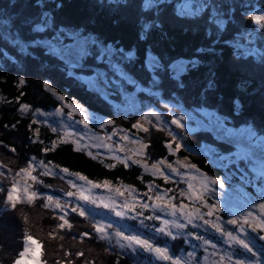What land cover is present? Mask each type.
<instances>
[{"label":"snow or ice","instance_id":"obj_1","mask_svg":"<svg viewBox=\"0 0 264 264\" xmlns=\"http://www.w3.org/2000/svg\"><path fill=\"white\" fill-rule=\"evenodd\" d=\"M185 2L187 6V0ZM57 6L62 7V5ZM154 6H158V0H144L145 9H151ZM221 9L222 5L209 4L208 0H203L198 5L195 2L191 3L189 10L182 9L178 15L181 18H190L199 17L201 13H207L214 17L211 22L219 32L223 33L226 31V26L231 22L232 9L229 8L227 15ZM51 20L52 18L45 14L41 21L36 23L32 28V31L37 35L50 31L51 36L46 42L41 43L33 38L27 47L22 46V44L20 45L21 52L27 53L29 48L33 47H46L49 55L57 57L63 62L65 67L69 69L70 75L86 83L91 90L98 92L105 100H108L114 95L127 98L130 95L128 86L135 87L140 92L153 94V89L161 85L164 75H167L170 80L174 81L177 87L183 88V75L188 71L200 67L202 63L201 55L214 51V48L211 47L207 50L200 48L197 49V54L193 57L178 58L169 62H165L162 57L149 51L144 66L150 74V86L143 88L140 82L129 71L130 66L136 60V53L134 51H125V49L120 48L118 45L107 44L98 38L86 35L83 32H78L72 28L60 29L55 27L54 21L50 26ZM251 20L264 31V23H262L264 22V15H252ZM157 27L159 25L154 21L142 24L140 39L147 40ZM240 58L243 59L244 57L241 56ZM89 61H95L97 64H103L105 67L92 66ZM261 61L264 62V56L261 57ZM78 72H90L91 75L78 74ZM20 83H23V80ZM214 83V79L209 80L208 88L212 89ZM45 87L50 89L51 85L45 82ZM59 100L63 101L64 97L60 96ZM234 104L236 109L239 110L241 107L239 100H236ZM164 106L165 108H172L169 104H165ZM67 107L69 109L67 113L69 119H72L74 111H79L82 116L86 114V109L80 105L74 107L72 104H69ZM29 109L30 106L28 104L20 105L21 112H27ZM34 113L45 115L39 109H35ZM57 114H64L63 108L57 109ZM165 115L172 117L170 121L172 125H175L177 128L185 127L182 123L184 120L183 116L177 117L172 111H169ZM165 115L155 110L145 112L140 115L138 120L131 124V129L144 134H150L152 128L165 131V125L167 124ZM188 115L189 119L197 124L198 129L214 133L216 139H221V133H223L224 138L227 139L228 129L226 128V120L216 110L202 106ZM150 118H154L157 123L154 124ZM91 119L96 120L100 127L115 125V121L111 119L100 120L99 117L95 116H92ZM145 121L148 122V127H145L144 123H142ZM36 123L38 121H31L33 125ZM77 123L84 124L87 127L88 117L85 116V118L77 121ZM51 131L57 133L58 139L60 140L64 139L65 136L72 135L66 128L63 134H60L58 128H51ZM128 131V129L115 127L111 134L115 136L118 133H123L120 135L121 141L128 142L132 145H139L138 148L128 150L132 155L126 154L124 157L113 156V159L124 164L126 167L129 161H131L133 165L142 167L146 173H150L153 177L159 176L165 181L170 179L169 174H175L183 179L185 174L181 172V169H187L188 173L196 169L195 164H189L182 159H177L174 163L168 159H158L154 163L149 164V153L147 152L149 143L143 138L133 139L128 135ZM168 135L171 137V140L165 147L168 149L170 156H176L181 150V144L177 142V137L172 131L169 130ZM35 136L39 137L38 130L35 132ZM100 139L102 140L103 138ZM107 139L110 140L111 136H108ZM40 142L44 143L43 141ZM56 143L57 141H52L50 147L45 146L43 148V152L48 153L55 149ZM74 143L79 147L81 138L76 137ZM96 146H103L108 148L109 151L112 150L110 144ZM119 150L124 152L125 148L120 146ZM11 151L15 152V149L12 148ZM89 155L93 154L89 152ZM134 155L140 158H133ZM93 158L96 157L93 156ZM221 159L230 160V157L222 156ZM4 167V165H0V176L5 175L3 171ZM108 167L113 168L115 165L109 164ZM37 169H39L38 172ZM56 169H58V172ZM8 171L11 172L12 170L9 169ZM166 171L169 174H166ZM50 175H61L62 179L64 176L73 177V179L67 180V183L73 190L63 193L65 197L71 199L61 201L60 198L53 194H45L40 191L37 186L43 188L49 187L40 177ZM200 175L202 177V191L200 192L194 191V185L191 182L192 178L189 176V179L186 181L187 190L179 189L178 193L172 196L168 195L171 189L161 191L155 183H148L146 185L147 191L143 193V196L147 199L144 200L141 199L140 194L131 185L123 188L113 187L108 180L98 183L90 180L85 175H81L79 172H71L66 167L53 165L51 161L38 160L33 156L30 160L26 161L25 167H20L11 176V185L9 188L5 189L0 184V193L5 195L6 203L10 205L12 210L17 208L18 203L32 205L39 197L43 201L41 207L57 213L55 218L59 220V223L49 233V236L53 239L56 238L58 233L66 229H72L73 225L69 216L70 214H76L80 217L90 219L92 221V229L94 230L93 232H82L80 234L81 241L84 238L92 239L95 236L99 241H107L110 247L131 249L133 252L137 248H142L146 252L153 253L156 260L170 262V264H201V258L197 255L196 245H193V250L187 253V259L182 260L170 251V246L166 243L163 246L157 243L163 237H170L175 240L177 236H184L189 242L191 240L200 241L204 246L205 253L218 257L214 264H225V261H227V264H264V244L258 243V241H264V234L252 235V233H264V202L253 201L248 205L250 210L244 211L241 209L238 213L227 206L222 209L218 201H211V197L216 194L214 186L218 185L220 188H224V181L210 176H204L203 173ZM5 178L7 179L8 177L5 176ZM140 179L143 178L140 177ZM254 179L260 187V200H264V170L255 176ZM21 184L23 187H21ZM100 188L108 191L110 195L107 197L96 195L95 190ZM125 192L128 193V196H125ZM111 193H115V195H111ZM177 195L180 198L187 197L191 203L186 204L183 202V199H181L179 204L173 203L177 199ZM81 202L97 208L103 207L109 213L120 219L138 220L139 224L147 229L151 235H145L140 232L130 233L120 228L114 229L111 222H105L103 218L96 220L95 216L97 213L84 208ZM197 204L199 207H194ZM252 209H258L259 211L254 212ZM149 210H151L152 214L145 215V212ZM224 212H227L231 218L225 219L223 216ZM158 213L163 214V216ZM164 216L170 217V219H166ZM26 221L27 216H25ZM145 221H158L159 226H150ZM189 225L196 231L186 232L185 229ZM228 226L232 227L229 228ZM174 229L176 230L175 232L173 231ZM201 229L204 232H207L209 229L214 230L219 236V241L206 238L200 233ZM63 238V236H60V239ZM38 243L40 242L36 241L32 235L25 233L23 236L22 250L18 252L13 264H23L26 258L31 259L34 264H47L46 261H41L35 255L34 244ZM218 244L225 246L222 251L218 247ZM209 248L212 249L210 253L208 252ZM237 248L243 250V255L238 254L236 251ZM69 255L71 253L65 251V256ZM75 255L78 258L83 257L84 252L77 251ZM203 259L206 260L207 256L203 257ZM57 264H61V262L57 261ZM68 264H71V262H68Z\"/></svg>","mask_w":264,"mask_h":264},{"label":"rangeland","instance_id":"obj_2","mask_svg":"<svg viewBox=\"0 0 264 264\" xmlns=\"http://www.w3.org/2000/svg\"><path fill=\"white\" fill-rule=\"evenodd\" d=\"M15 3L17 1V6L13 5L11 8L16 7H24L28 4L30 7L29 13L31 15H36V13L40 12L39 8V1H31V0H14ZM164 1V0H158V3ZM177 2V6L175 3L170 5L168 7L169 12L178 10L180 12L182 9L189 10L191 3L195 2L197 5L199 3H202L203 0H187V6L185 0H173ZM209 3V2H208ZM233 3H237V0H224L225 5V14H228L229 8L232 9L231 14V22L234 25L235 18L234 15H238V17L245 22L243 26L237 24V29L235 30L234 36L235 41L232 42V48L234 49L233 55L234 60L238 61L241 65H243L244 70L246 73H248L250 76L254 75L255 77L264 78V75L262 74V71L260 70L258 63L262 66V69L264 70V62H256L254 59H252L249 55L253 54L255 52L260 51L258 48V44H256V39L260 41L261 46H264V31L261 30V28L258 27V25H255V22L251 20L252 15H264V0H244L240 2L243 7L248 6L250 9L242 10L239 9L238 4L232 5ZM213 4V3H209ZM222 5V4H220ZM228 5L229 7H226ZM223 6V5H222ZM0 35L3 37L4 45L0 43V71L8 72L9 66L14 67V69L17 71V76L20 77L21 80L26 81L25 78L28 79V77L32 78L30 80L34 84L35 81L33 80V76L30 74V69L25 68V57L28 56L29 59H36V62L41 65L40 68H37L40 71H47L44 73H40V71H37L41 77L39 80L42 84L45 85V82H47L49 85L52 83L51 79L48 78V76L54 77L56 82H59L60 80L66 81L69 84L72 85H80L83 86L88 92V95L91 99V93L94 94V102H97L100 106L97 109H92L88 107V105H84L82 101L71 99L67 94L63 92V90L57 89L53 85H51V88H46L47 91L51 93V95L56 98L59 101V105L55 106L54 101L51 100L50 102H46L43 98L42 100H36L35 102H28L27 100H16V106L17 111L23 115H27L29 118V121L31 123L32 120L38 121L36 124H31L33 127V137L30 139V144L35 145L36 148L29 150V155L27 156L26 160L31 159V155L35 156L38 160L43 159L46 161H50L46 158H39L38 151L39 149L43 152V148L45 146H51L52 141H57L56 147L65 144L70 143L73 144L72 148L77 150L83 149L82 151L89 155V152H91L93 155H89L91 158L95 156L96 158H93V160L100 161L102 170H104L105 174L100 173L97 174L95 177H90L84 173L79 172L81 175L87 176L90 180H93L98 183H102L105 180H108L111 182L113 187H122L123 188V182L121 181L120 177H112L110 176V171L112 168H109V164H114L115 168L119 167V161L113 160L111 162L104 161L102 157H99L100 150L102 151H109L106 147H97L96 145L100 144H110L112 146V152L120 151V146H123L125 148L123 153L124 155H132L130 151H128L131 148H138L139 145H132L128 142L121 141L120 135L123 133H118L115 136H112V130L115 127L122 128V129H128V135L131 136L133 139L136 138H143L149 143V148L147 149V152L149 153L148 162L149 164L154 163L158 159H168L170 162H175L177 159H182L188 162L189 164H195L196 169H193L191 173H188L187 169H181V172L184 175L183 179L179 176H176V180L173 179V175L175 174H169L166 171V174L170 175V179L168 181L163 180L161 177L156 176L153 177L150 173H146L144 169L140 166L138 168L140 169V172L142 174H147L151 177L150 180H140L141 186H145V188H135L137 190V193L140 194L141 199L146 200L147 198L143 196V193L147 191L146 185L149 183H155L159 186L160 190L163 191L164 189H171L169 192L172 195H176L177 191L179 189H185L187 190V180L189 179V176L192 178L191 182L194 185V191L200 192V186H199V180H202L201 173H205V176H210L215 179H221L225 183L224 188H220L218 185L214 186L215 189L219 187V192L222 198H227L228 202L226 204H223V207L227 206L231 208L232 202L236 204H251L253 201L257 202H264V200H260V187L257 181L254 179L255 176L259 175V173L264 170V116H247V113L245 110H241L242 103L240 102V109L237 110L235 107V113L239 114L240 112H245V116L238 117V116H232L227 114L223 107L221 105H213L210 103V94L208 91V88L205 86L206 91H204L203 95V103H206L208 105L203 107H207L209 109L216 110L221 117H223L226 120V128L228 129V136L227 139L224 138V134L221 133V139H216L214 133H210L207 131H204L202 129H199L198 131H190L188 127L186 126V123L191 124L193 126H197V124L189 119L190 113H193L194 110L200 108L195 105L196 101L198 99L194 95V92L197 89H200V82L195 83L194 86L196 88L191 89V91L182 93V96L178 95L176 92V89H184L188 90L186 86L183 88H179L176 86V83L168 78L167 75H164L163 81L160 86L153 89V94H149L148 92H140L137 91L135 87L128 86V92L130 95L125 98L120 95H114L111 96L108 100H105L103 96H101L98 92L93 91L89 88V86L84 83L81 80L76 79L72 75L69 74V69L65 67L62 61L59 63V59L57 57L51 56L48 54L47 48H29L27 53H22L20 50V45L27 47L33 38L40 41L41 43H45L46 40L51 36V32L49 31V35L47 36V32L42 33L40 35H37L34 31L28 30L27 27L33 22L34 18L32 16H26L25 20H22L18 22L15 26L14 23H16V19L12 15L6 14L5 9H0ZM48 15L51 17L50 12H44L41 14L40 19H38L37 23H39L44 15ZM249 14V15H248ZM199 19H193V18H186L187 20L191 21L192 24L196 26L203 25L204 23H207L208 27H214L216 30L214 31V35L219 36L221 32L217 30L215 25L211 22V20L214 18L213 16H210L209 14L206 15L205 13H201L199 15ZM52 18V17H51ZM14 22V23H13ZM53 23V19L50 21V26ZM236 24V23H235ZM34 25H32L33 28ZM255 27V30H254ZM60 29H65L61 27ZM78 32H83L80 30H77ZM85 33V32H83ZM86 35H91L94 38H98L100 41L104 42L102 39H100L98 36L92 33H85ZM256 37V39L254 38ZM215 38H217L215 36ZM219 38V37H218ZM217 38V39H218ZM229 39V38H228ZM233 38L231 39V41ZM126 51V50H125ZM136 53V52H135ZM155 55H158L163 58L165 62H169L178 58H189L193 53H177V54H171L170 57H166L167 51L162 49L158 52H152ZM237 53V54H235ZM138 56V54L136 53ZM136 56V58H137ZM243 56L244 58L241 59L240 57ZM56 58V60H55ZM147 58V55H146ZM146 58H143L141 60V63L139 65L136 64V60L133 65L130 66L129 71L130 73L140 82L141 87L148 88L150 86V74L146 70L144 64L146 61ZM53 65L52 68H49L50 63ZM92 66L104 68L105 66L103 64H97L95 61H89ZM57 64V65H54ZM194 70L186 72L182 79L183 84L185 85L188 79L189 75L193 74ZM83 75H91L90 72L85 73H79ZM48 75V76H47ZM45 76H47L48 79H43ZM5 77V76H4ZM252 78V76H251ZM203 79V78H202ZM253 79V78H252ZM202 81V80H201ZM254 82V79H253ZM168 84L171 89L163 90L162 87L163 84ZM202 84H204V80L202 81ZM190 85V84H188ZM253 90L251 92V96H254L256 98H260L262 102H264V95H260L261 92L264 91V87L261 85L256 84L254 82ZM263 85V84H262ZM216 91V89H215ZM91 92V93H90ZM1 96L3 97V100L6 101V93H3L0 91ZM5 95V96H4ZM63 96L64 100H59V97ZM246 98H244V101L247 104ZM3 101V102H4ZM15 102V101H13ZM2 102H0L1 105ZM22 104H28L30 106V109L27 112H21L20 111V105ZM72 104L74 107L76 105L82 106L84 109H86L85 116L88 117V126L85 127L84 124L77 123V121L85 118V116H82V114L79 111L73 112L72 119H69L67 113L69 111L67 105ZM165 104H169L172 106L171 109L165 108ZM202 107V106H201ZM63 108L64 114H57V109ZM39 109L40 112L45 113V115H39L35 114L34 110ZM155 110L162 115L167 114L169 111H172L175 113L177 117L183 116L184 120L182 123L186 126L184 128H177L175 125H172L170 123L171 116L165 115V119L167 120V124L165 125V131L167 136L168 131H172L176 137L177 142L181 144V150L179 153H177L176 156H170L168 149L165 147V145L171 140L162 142V145L164 149L157 150L154 148L153 139L156 137L155 131L156 128H152L150 130V134H144L142 132H136V130L131 129V124L139 119L141 114H144L145 112ZM109 112L107 114L106 112ZM92 116L99 117L100 120H108L111 119L115 121V125H105L104 127H100L99 123L91 119ZM152 122L155 124L157 123L154 118H150ZM43 122V123H39ZM144 123L145 127H148V122H142ZM243 123H249L243 124ZM51 128H58L60 131V134H63L64 129L66 128L69 133L72 135L65 136L64 139L60 140L58 139L57 133H53V136L51 139L47 138L45 135V130L48 129L51 131ZM154 129V130H153ZM39 131V137L35 136V132ZM52 132V131H51ZM108 136H111V139H107ZM76 137L81 138V143L79 147L74 143V140ZM170 137V136H169ZM100 138H103L102 140ZM171 138V137H170ZM166 140V139H165ZM40 141H43L44 143H41ZM55 147V148H56ZM99 152V153H98ZM162 152H165L163 154ZM159 154V155H158ZM155 155L156 157H154ZM32 156V157H33ZM230 157L229 159H221V157ZM133 158H140L139 156H133ZM103 160V162H102ZM51 163L53 165H59L60 167H66L71 172H78L72 169L69 165H65L62 163H56L51 160ZM132 164L131 161H129L128 165ZM0 165H2L0 163ZM233 165L235 167H233ZM26 166V165H25ZM24 166V167H25ZM104 168V169H103ZM114 168V167H113ZM219 168L223 169L222 174L219 173ZM198 169V171H197ZM9 168L6 166L3 168V171L5 173L4 176H0V184L3 185V187H6L5 189L9 188L11 185V176L15 172H9ZM39 169H37V172ZM58 172V169H56ZM234 171V172H233ZM107 172V173H106ZM5 176L8 178L6 179ZM52 177V182L44 181L49 187L43 188L41 186L39 187L40 191L45 194H53L57 196L58 198L63 200H69L71 198L65 197L63 193L65 191L73 190L71 189L70 185L67 183L68 179H73V177H67L64 176V178H61V175H50ZM55 176H59L62 180L63 186H58L60 184V181ZM48 178V177H47ZM181 183H179V180ZM173 181L175 184L171 186H167L166 183H170ZM251 181V182H249ZM182 185V186H181ZM57 186V187H54ZM21 187L23 185L21 184ZM168 193V195H169ZM95 194L99 196L107 197L110 195L108 191H106L103 188L96 189ZM111 195H115V193H111ZM125 196H128V193L125 192ZM4 200L5 195H3ZM40 199L39 197L37 200ZM181 199H183V202L186 204H190L191 201H188L187 197L180 198L177 195V199L173 201V203L179 204L181 202ZM36 200V201H37ZM22 205L26 203H21ZM82 206L86 209H90L91 211L97 213L95 216L96 220L105 219V222H111L113 224V228H120L122 230H125L126 232L134 233V232H140L145 235H151L150 232H148L147 229L143 228L138 220H128V219H120L112 215L108 212L107 209L103 207H95L88 204H83L81 202ZM194 207H199V205H194ZM28 208V207H26ZM30 208V207H29ZM244 209H248L247 207H244ZM39 210V209H37ZM34 210L35 213H39V211ZM254 212H258V209H252ZM56 213V212H55ZM57 214V213H56ZM152 214L151 210L145 212V215ZM160 214V213H158ZM227 216H224L225 219L231 218L229 214L226 212ZM33 217L34 214H32ZM75 214H70L69 219L72 218V216ZM163 216V214H160ZM166 219H170V217L164 216ZM86 221L90 224V232H93L92 229V221L88 218H85ZM148 225H155L159 226L158 221H145ZM229 227V226H228ZM35 230V231H34ZM31 231H34V237L35 239L41 240L44 245H46V256H44L43 261H46L47 264H57V261H60L61 264H68V262L72 261V254L69 256H65V249L62 247L59 249V247L62 245V243H65V241L69 240L70 238L77 237L81 233H78L76 231H62L56 235V238L53 239L49 236V233L52 232V230H48L47 228L39 229L37 227H31ZM176 231L175 229L173 230ZM185 231H196L192 228L191 225L188 226ZM250 231V230H249ZM200 233L204 235L206 238H210L214 241H219V236L214 232V230L209 229L207 232H204L203 229L200 230ZM260 233H253V235H258ZM60 236H63V239H60ZM107 242V241H106ZM157 243L161 244L163 246L165 243L170 246V251L175 254L176 257H180L182 260L187 259V253L189 251L193 250V245H196L197 255L200 258H203L207 256L204 251V246L201 244L200 241L197 240H191L190 242L186 240L184 236H177L175 240L171 239L170 237H163L162 240H158ZM175 243L176 249L173 251L171 249V245ZM260 243V241H258ZM260 244H264V241H261ZM37 246L38 244H34ZM23 247V241L22 245L18 246L15 250V258L17 257V254L20 250H22ZM107 247L111 251H115V249L119 250L123 254H127L126 257L129 261H132L137 264H170V262H164L160 260H156L155 255L153 253H149L144 251L142 248H137L135 252H133L131 249H120L118 247H110L107 243ZM218 247L221 249V251L224 249L223 244H218ZM55 248H58L56 250ZM212 251L211 248H209L208 252L210 253ZM236 251L238 254L243 255V252H241V249L237 248ZM121 255V254H120ZM132 256V257H131ZM15 258H10L8 262L1 263L0 264H13V261ZM41 258V256L39 257ZM151 259V261H150ZM218 259V257L212 256V258H208L204 261L205 264H214V262ZM28 258H26L23 262V264H27ZM32 263V262H31ZM202 263V262H201ZM203 264V263H202ZM225 264H227V261H225Z\"/></svg>","mask_w":264,"mask_h":264},{"label":"trees","instance_id":"obj_3","mask_svg":"<svg viewBox=\"0 0 264 264\" xmlns=\"http://www.w3.org/2000/svg\"><path fill=\"white\" fill-rule=\"evenodd\" d=\"M31 1L33 2L35 0ZM36 1H39L41 12L45 11L51 13L55 27L72 28L85 33H92L107 44H115L126 51H134L138 54V56L136 55L137 65L141 63L143 58H146L149 51L158 52L164 49L167 51L166 57H170L171 54L177 53H193L191 55V57H193L197 54V49L204 48L207 50L210 47L214 48L213 52L201 55L202 63L200 67L196 68L192 75L185 78L188 80L184 86H186L188 90L176 89L178 95L182 96V93L185 91H191V86L196 88V86H194L195 83L200 82V89L194 92V95L198 99L195 105L197 107L203 105L208 107L206 103H203L202 98L204 91H206L205 86L208 88L209 80L214 79V87L212 89L208 88L211 104L216 106L221 105L224 111L232 116L242 117L245 116L246 113L247 116H264V102H262L260 98L251 96L253 87H256V85L254 86V82L264 87V78H257L251 75L254 79L253 82L251 76L244 70L243 65L233 59L235 55H233L232 52L234 50L232 48V42L235 41L234 33L238 28L237 24L243 26L247 23L240 19L237 14L234 15L235 26H233V23H229L226 26V31L217 36L214 35L216 29L214 27H208V21L203 25L196 26L186 18H181L178 15V10L169 12L168 7L170 5L174 3L177 5V2L173 0H164L161 4L158 3V6H154L151 9L144 8V0ZM242 1L244 0H237V3H233L232 5L238 4L239 9L242 10L250 9L248 6L243 7L239 4ZM208 2L215 5L222 4L221 11H225L224 0H208ZM13 5L17 6V1L15 3L14 0H0V9H5L6 14L12 15L14 19H16V23L13 22L15 26L18 22L25 20L26 16H32L34 20L27 27L28 30H32V25L37 23L42 13L38 12L36 15H31L29 13L30 7L28 4L24 7L11 8ZM57 5H62V7H58ZM226 7L229 6L226 5ZM205 14L208 15L207 13ZM190 18L199 19L202 17ZM151 21L156 22L159 27L153 30L147 40L140 39L142 24ZM258 27L260 28V26ZM48 35L49 32H47V36ZM215 36L219 38L217 39ZM232 38L233 40L231 41ZM254 38L256 39V37ZM4 41L5 40L0 35V43L4 45ZM255 43L258 44L260 51L250 54L249 56L256 62H261V57L264 56V46H261L258 39H256ZM24 60V67L32 70L30 74L33 76V80L36 84L30 81L32 80L30 77H28V79L25 78L26 81L20 83L21 79L17 76L18 73L13 65L9 66L8 72L1 73L0 71V91L6 93V96L4 95L6 101L3 100L0 94V102H2L0 105V163L11 169L12 172H16L20 167H24L26 161H28L26 159L30 154L29 150L36 148V144H30V139L33 137V127L27 115H23L17 111L16 100L21 99L27 100L28 102H35L43 98L47 103L53 100L55 106L59 105V101L46 90L45 85L39 80L41 75L37 72L40 71V69L38 70L37 68H40L41 65L36 62V59H29L28 56H26ZM60 63L59 60L57 64ZM52 66L53 65L50 63L49 68H52ZM258 66L262 71L261 75H264L262 66L259 63ZM47 71H40V73ZM47 76L43 79H51L52 83L50 84L57 89L63 90L71 99L80 100L84 102V105H88V107L92 109H97L100 106L97 102H94V94L91 92V99H93L92 101L90 100L88 95L89 91L83 86L72 85L63 80L56 82L54 77L48 76L47 78ZM201 80H204V84H202ZM162 87L164 88L163 90L171 89L166 83H164ZM260 95H264V91L261 92ZM245 97H247V104L243 102ZM236 100L242 103L241 110H245L246 113H235L234 102ZM106 113L109 114L108 111ZM243 124L249 125V123ZM154 131V135L156 136L152 140L154 148L162 150L164 149L162 142L168 141L171 138L167 136L166 132H161L158 129ZM45 135L47 138L51 139L53 132L46 129ZM72 145L73 144L65 143L48 153L42 152L39 149L37 157H44L56 163L69 165L75 171L84 173L90 177H95L100 173L105 174V169L103 168L104 170H102L100 161H97V163L81 149L77 148V150H75L72 148ZM12 148L15 149V152L11 151ZM162 153L165 154V152ZM32 156L33 155L30 157ZM98 156L104 158L103 160L106 162L115 160L107 156ZM153 156L156 157L155 155ZM119 165V167H114L107 171H110V176L112 177H120L123 182V187L131 185L134 188H145V186H141L140 180L151 179L149 175L142 174L137 165L130 164L126 167L120 162ZM233 167L235 166L233 165ZM222 172L223 169H219V173L222 174ZM55 177L60 181L58 186H63L64 184H62L61 178H59V176ZM140 177L143 179H140ZM41 178L44 181L52 182L51 176H42ZM174 184L173 181L166 183L167 186ZM3 195V193H0V260L1 263H10L9 259L15 258L14 254L16 248L22 245L24 234L28 233L34 237L35 230L31 231V227L35 226L39 229L47 228L48 230H53L59 223V220L55 218L57 214L54 211L41 207L43 202L41 199H38L32 205H22L18 203L17 208L12 210L10 205L5 202ZM241 209L246 211L243 206H237L235 208L236 211ZM34 210L39 211V213H35ZM32 214H34L35 217H33ZM223 215L227 216L226 212H224ZM25 216H27L26 222ZM70 221L73 225L72 229H66L64 231H76L78 233L85 231L90 232V230H88V228L90 229V224L86 221L85 217H80L75 214ZM62 246L66 251L72 254L73 264H86V262L87 264H137L129 261L126 257L127 254H123L117 249L111 251L107 247L106 241H99L95 236H93L92 239L84 238L83 241H81L80 235H78L76 238H70L65 241V243H62ZM60 248L61 246L59 249ZM176 248L175 243H173L171 249L174 251ZM55 249L58 250V248ZM77 251H83L84 256L78 258L75 255ZM206 255L208 258H212L208 253ZM204 261L205 260L201 258L203 264H205Z\"/></svg>","mask_w":264,"mask_h":264},{"label":"flooded vegetation","instance_id":"obj_4","mask_svg":"<svg viewBox=\"0 0 264 264\" xmlns=\"http://www.w3.org/2000/svg\"><path fill=\"white\" fill-rule=\"evenodd\" d=\"M94 161H96V160H94ZM97 162V161H96ZM98 163V162H97ZM204 176H205V173H204ZM176 175H173V179L174 180H176ZM179 180V179H178ZM201 182H202V180L200 179L199 180V186H200V189H201ZM179 183H181L180 182V180H179ZM182 186V185H181ZM201 191H202V189H201ZM220 190H219V188L216 190V194L215 195H212V197H211V201L212 202H215V201H218L219 202V204H220V206H221V208L223 209L224 207H223V204H226L227 202H228V199L227 198H222V196L220 195V192H219ZM248 205L249 204H241V206H243V207H247L248 208ZM236 206H239V207H241L240 206V204L238 205V204H236V203H234V202H232V204H231V209H233L235 212H237L234 208H236ZM204 210H206V209H204ZM248 210H250L249 208L248 209H246V211H248ZM240 211V210H239ZM238 211V212H239ZM237 212V213H238ZM225 216V215H224ZM232 226H229V228H231ZM260 234H264V233H260ZM252 235H253V233H252ZM260 243H261V241H260ZM241 252H243V250H241Z\"/></svg>","mask_w":264,"mask_h":264},{"label":"water","instance_id":"obj_5","mask_svg":"<svg viewBox=\"0 0 264 264\" xmlns=\"http://www.w3.org/2000/svg\"><path fill=\"white\" fill-rule=\"evenodd\" d=\"M186 126L188 127V129L190 131H198L199 130L198 127L193 126V125L188 124V123H186ZM99 155L107 156L109 158H113V156H120V157H124L125 156L124 154H122L120 152H117V151L116 152H104V151H101Z\"/></svg>","mask_w":264,"mask_h":264}]
</instances>
